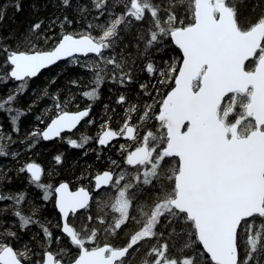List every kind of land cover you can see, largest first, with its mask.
<instances>
[{"label": "snow or ice", "instance_id": "obj_1", "mask_svg": "<svg viewBox=\"0 0 264 264\" xmlns=\"http://www.w3.org/2000/svg\"><path fill=\"white\" fill-rule=\"evenodd\" d=\"M21 12L0 0V264H264V0Z\"/></svg>", "mask_w": 264, "mask_h": 264}, {"label": "trees", "instance_id": "obj_2", "mask_svg": "<svg viewBox=\"0 0 264 264\" xmlns=\"http://www.w3.org/2000/svg\"><path fill=\"white\" fill-rule=\"evenodd\" d=\"M27 3H28V0H25V12H21V13H17L16 16H17V20L23 22L24 21V18L26 16V13H27ZM9 23H11V21H9ZM6 27V26H5ZM47 76H48V73L45 72L44 75L40 78L41 80H45L47 79ZM40 81L37 80L36 83H39ZM87 129H81V131H86ZM90 131L94 132L95 129H91ZM72 155H76V153H72Z\"/></svg>", "mask_w": 264, "mask_h": 264}]
</instances>
